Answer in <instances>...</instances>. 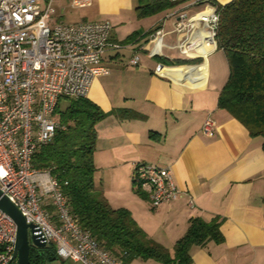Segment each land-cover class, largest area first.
<instances>
[{"label":"crops","instance_id":"obj_1","mask_svg":"<svg viewBox=\"0 0 264 264\" xmlns=\"http://www.w3.org/2000/svg\"><path fill=\"white\" fill-rule=\"evenodd\" d=\"M48 0L39 3L45 6ZM53 0L51 22L108 20L111 33L102 63L108 74L95 78L87 98L106 115L96 125L94 180L113 208H125L145 234L174 258V246L190 220L217 224L220 237L207 236L189 248V264H264V146L260 136L219 106L229 76L223 50L178 58L176 18L188 19L231 0L179 1L173 8L138 17L137 0H92L74 21L66 5ZM154 29H162L161 53L150 55ZM113 44H119L115 47ZM137 52L139 63L129 65ZM182 60L169 65L166 61ZM215 121L202 133L206 117ZM169 167L178 196L152 207L150 192L134 179V166ZM126 264H165L151 258ZM169 264V263H168ZM175 264V263H170Z\"/></svg>","mask_w":264,"mask_h":264},{"label":"built area","instance_id":"obj_2","mask_svg":"<svg viewBox=\"0 0 264 264\" xmlns=\"http://www.w3.org/2000/svg\"><path fill=\"white\" fill-rule=\"evenodd\" d=\"M52 1L42 7L39 0H0V191L25 221L33 224L32 234L45 246L54 247L61 259L126 264L79 226L61 182L50 169H37L32 164L38 146L51 141L59 127L54 117L59 100L87 97L92 81L109 72L101 61L110 45L111 23L51 22L49 18L55 13ZM91 4L92 0H70L75 8ZM218 21L215 9L174 19L172 31L181 37L180 52L195 58L215 49ZM162 35V29L152 33L150 55L161 53ZM139 60L134 52L127 63L136 66ZM215 126L207 116L201 131L211 136ZM134 179L149 189L152 207L178 196L169 167L137 163ZM15 242L16 224L0 210V264H17Z\"/></svg>","mask_w":264,"mask_h":264},{"label":"trees","instance_id":"obj_3","mask_svg":"<svg viewBox=\"0 0 264 264\" xmlns=\"http://www.w3.org/2000/svg\"><path fill=\"white\" fill-rule=\"evenodd\" d=\"M178 2L137 0L135 12L142 18L171 9ZM214 7L219 15L216 48L224 51L229 66L219 106L241 121L251 136H260L264 146V0H231ZM166 62L175 65L184 61ZM69 99L63 110L59 103L55 108L59 127L51 141L38 146L32 164L37 169H50L61 182L72 216L100 246L120 259L139 257L165 264H189V248L194 242L200 243L207 236L220 237L217 224L193 217L171 258L165 247L145 234L127 209L111 207L95 184L92 153L96 125L106 112L87 97ZM48 208L53 212L52 207ZM32 253L30 249L29 264H43L56 256L52 246L43 256Z\"/></svg>","mask_w":264,"mask_h":264},{"label":"water","instance_id":"obj_4","mask_svg":"<svg viewBox=\"0 0 264 264\" xmlns=\"http://www.w3.org/2000/svg\"><path fill=\"white\" fill-rule=\"evenodd\" d=\"M0 210L9 215L16 224L15 256L17 264H29L31 246L42 248L45 243L32 234L34 226L27 223L20 210L0 191ZM29 231L31 243L29 242Z\"/></svg>","mask_w":264,"mask_h":264},{"label":"rangeland","instance_id":"obj_5","mask_svg":"<svg viewBox=\"0 0 264 264\" xmlns=\"http://www.w3.org/2000/svg\"><path fill=\"white\" fill-rule=\"evenodd\" d=\"M62 1L65 3L64 5H66V12H65V15L63 17V20L65 22L74 21L77 18V14L79 12H81V10L78 9V8L72 7L70 5V0H62ZM41 2H44V0H41ZM176 54H177V57L178 58H181V59H184L185 58L184 54L181 53V52H179V51H176ZM69 101H70L69 98H62L60 100V102H59V109L60 110H63L67 106V104H68ZM58 114L59 113H56L54 115V117L56 118V120L59 121V115ZM28 235H29V242L31 243L30 231H29V234ZM47 246L51 247L50 244H48ZM43 264H82V263L75 262V261H72L70 259H61L58 256H54V257H52L50 259L44 260Z\"/></svg>","mask_w":264,"mask_h":264},{"label":"flooded vegetation","instance_id":"obj_6","mask_svg":"<svg viewBox=\"0 0 264 264\" xmlns=\"http://www.w3.org/2000/svg\"><path fill=\"white\" fill-rule=\"evenodd\" d=\"M50 248L51 247H49L47 245L44 247L42 246V248L31 246V251L33 252L32 254H34L35 256L37 255V257H38L40 255L43 256L44 254H46V252H49ZM36 252H37V254H36Z\"/></svg>","mask_w":264,"mask_h":264}]
</instances>
